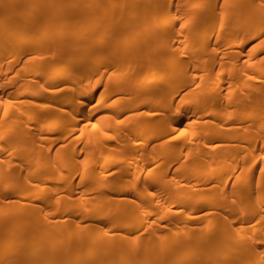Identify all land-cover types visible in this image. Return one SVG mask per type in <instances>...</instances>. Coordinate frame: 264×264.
Here are the masks:
<instances>
[{
  "label": "bare ground",
  "instance_id": "6f19581e",
  "mask_svg": "<svg viewBox=\"0 0 264 264\" xmlns=\"http://www.w3.org/2000/svg\"><path fill=\"white\" fill-rule=\"evenodd\" d=\"M0 264H264V0H0Z\"/></svg>",
  "mask_w": 264,
  "mask_h": 264
}]
</instances>
